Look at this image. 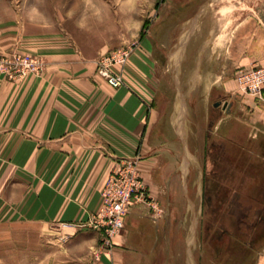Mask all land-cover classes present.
Masks as SVG:
<instances>
[{
	"label": "crops",
	"instance_id": "crops-1",
	"mask_svg": "<svg viewBox=\"0 0 264 264\" xmlns=\"http://www.w3.org/2000/svg\"><path fill=\"white\" fill-rule=\"evenodd\" d=\"M218 1L146 0L138 40L124 64L112 68L122 76L119 88L109 86L94 63L110 47H87L60 30L22 28L14 18L0 21V56L29 53L43 68L20 82L0 72V225L23 224L42 234L59 227V235L90 256L88 264H203L198 252L202 188L194 195L191 177L203 168L207 144L218 143V113L230 116L236 106L254 104L245 98L214 100L207 114L202 102L212 88L202 93L175 77L170 84L154 35L185 23L184 15L198 6L196 13L209 14ZM220 26L213 38L217 44L227 23ZM262 37L249 15L227 33L223 54L234 66L264 67L252 57ZM216 56L218 63V50ZM213 72L218 85V71ZM201 76L197 70L184 79ZM122 158L137 160L161 211L132 205L113 250L98 254V233L77 225L98 211L106 180Z\"/></svg>",
	"mask_w": 264,
	"mask_h": 264
},
{
	"label": "rangeland",
	"instance_id": "rangeland-1",
	"mask_svg": "<svg viewBox=\"0 0 264 264\" xmlns=\"http://www.w3.org/2000/svg\"><path fill=\"white\" fill-rule=\"evenodd\" d=\"M145 2L0 0V21L14 18L22 28L43 29L47 34L60 30L72 34L80 44L87 47L104 44L111 52L133 48L139 37L138 26ZM198 8H193L191 15H184L185 23L180 22L169 31L160 28L154 35L161 69L168 82L172 83L171 77L176 82L179 78L185 87L202 93L212 88L211 97L202 100L207 114H211L214 100L233 98L236 103L245 98L255 105L236 106L237 111L230 116L218 113L221 120L218 143L207 144V157L201 160L203 168L191 177L193 194L197 193L198 186L202 188L198 252L202 253L203 264H264V101L242 94L237 84L233 86L231 80L245 67L232 65L226 53L223 54L227 33L250 15L263 33V41L254 49L255 60H252L264 64V0H219L207 15L202 14L203 9L196 13ZM223 23L228 28L223 30L224 41L220 37L221 42L217 44L213 38L217 31L220 33ZM217 50L218 63H215ZM11 54H28L42 62L37 56L17 51L3 53L0 60ZM197 70L202 71L200 79L189 82L184 79L189 72ZM213 71H218V85ZM221 74L225 77L219 78ZM184 209L181 207V211ZM156 214L160 215V211ZM50 231L42 234L37 228L23 224L0 225V264L89 263L90 256L59 235V227Z\"/></svg>",
	"mask_w": 264,
	"mask_h": 264
},
{
	"label": "built area",
	"instance_id": "built-area-1",
	"mask_svg": "<svg viewBox=\"0 0 264 264\" xmlns=\"http://www.w3.org/2000/svg\"><path fill=\"white\" fill-rule=\"evenodd\" d=\"M130 52L131 48L116 49L95 61L97 74L104 78L109 86L113 88L123 86L121 74L113 73L112 68L124 64ZM42 70V62L28 54H11L0 60V72L10 80L25 78ZM235 80L242 94L264 101V67L240 69L236 73ZM135 204L146 205L155 213L161 211L157 201L144 185L137 168V160L122 158L117 161L106 180L98 211L89 218L88 222L77 225L98 233V254L110 253L113 250L116 238L124 229V218L129 208ZM73 226L76 225H61L63 228Z\"/></svg>",
	"mask_w": 264,
	"mask_h": 264
},
{
	"label": "water",
	"instance_id": "water-1",
	"mask_svg": "<svg viewBox=\"0 0 264 264\" xmlns=\"http://www.w3.org/2000/svg\"><path fill=\"white\" fill-rule=\"evenodd\" d=\"M220 105H221V102H217V103L214 104V107L217 108V107H219ZM222 109H224V110L227 109V110H228V109H229L228 104H227V103H224V104L222 105Z\"/></svg>",
	"mask_w": 264,
	"mask_h": 264
},
{
	"label": "bare ground",
	"instance_id": "bare-ground-1",
	"mask_svg": "<svg viewBox=\"0 0 264 264\" xmlns=\"http://www.w3.org/2000/svg\"><path fill=\"white\" fill-rule=\"evenodd\" d=\"M237 2V1H236ZM238 4V3H237ZM231 9V8H230ZM234 10V9H233ZM237 15V14H236ZM233 17V16H232ZM244 18V17H243ZM223 27V26H222ZM228 28V27H227ZM226 28V29H227ZM234 28V27H233ZM226 29H224V31L226 30ZM227 33V32H226ZM222 39H223V35H222ZM229 40V39H228ZM222 41H224V39L222 40ZM227 41V40H226ZM220 42V41H219ZM228 43V42H227ZM215 49H217V48H215ZM211 50H213V49H211ZM183 52V51H182Z\"/></svg>",
	"mask_w": 264,
	"mask_h": 264
}]
</instances>
